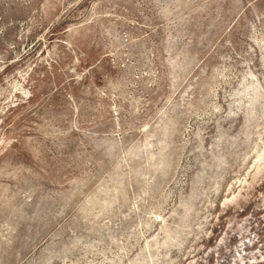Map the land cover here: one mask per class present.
I'll use <instances>...</instances> for the list:
<instances>
[{
	"label": "rangeland",
	"instance_id": "374dc122",
	"mask_svg": "<svg viewBox=\"0 0 264 264\" xmlns=\"http://www.w3.org/2000/svg\"><path fill=\"white\" fill-rule=\"evenodd\" d=\"M0 264H264V0H0Z\"/></svg>",
	"mask_w": 264,
	"mask_h": 264
}]
</instances>
